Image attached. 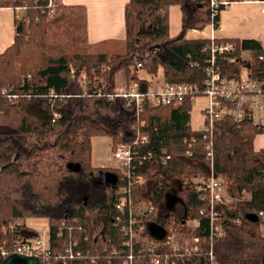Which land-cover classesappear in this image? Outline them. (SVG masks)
<instances>
[{"label": "trees", "instance_id": "1", "mask_svg": "<svg viewBox=\"0 0 264 264\" xmlns=\"http://www.w3.org/2000/svg\"><path fill=\"white\" fill-rule=\"evenodd\" d=\"M48 4L49 0H0V8L26 11L25 17L15 21L14 44L0 54V245L11 236L1 231L10 222L43 218L53 237L64 222L82 226L91 257L120 264L123 252L113 221L122 176L116 169L93 166L91 160L94 137L109 136L114 145L134 138L135 110L126 107L124 98H109L117 88V74L123 72L129 83L139 80L147 89L150 81L139 79L132 69L142 63L154 77L163 67L167 82L200 83L211 58L209 47L233 43L236 50L230 56L236 62L217 59L223 75L239 79L242 69L248 68L251 78L263 81L264 48L256 40H187L189 30H204L211 24L219 27L224 8L215 15L211 0H130L125 7L126 50L97 53L88 40L87 7L60 3L51 17ZM174 5L182 10V30L171 37L169 11ZM241 51H250L252 61H242ZM83 76L90 83L86 88L81 85ZM94 87L104 95L93 94ZM12 95L19 98L12 102ZM192 104L186 99L180 107L144 112L151 143L141 149L152 150L155 156L142 170L146 182L137 188V197L153 201L157 213L150 224L167 234L174 214L164 210V200L175 184L185 216L173 220L183 224L193 209L194 219L201 223L199 235H208L209 222L201 217L206 206L195 191L184 186L186 179L209 172L205 142L190 126ZM226 104L230 108L235 103ZM262 133L264 127L249 114L240 121L224 115L215 124L214 169L229 181L230 196L239 200L231 208L224 207L226 233L215 242L220 264H264L260 217L264 212V150L254 147L256 136ZM192 135L199 141L194 157L187 158L183 139ZM163 149L173 157L167 166L158 158ZM245 193L250 199L245 200ZM249 214L258 220H248ZM238 219L241 224L236 223ZM205 255L204 248L186 264H205ZM136 264H151L150 255L141 254Z\"/></svg>", "mask_w": 264, "mask_h": 264}, {"label": "built area", "instance_id": "2", "mask_svg": "<svg viewBox=\"0 0 264 264\" xmlns=\"http://www.w3.org/2000/svg\"><path fill=\"white\" fill-rule=\"evenodd\" d=\"M60 3V0H49L48 11L51 17L54 16ZM230 3V0H211L212 12L216 15L221 7L225 9ZM209 50L211 58L207 60L206 74L200 83L167 81L160 83L156 77V87H153L150 82V86L143 89L140 82L135 80L131 86L115 89V92L109 95L111 100L124 98L126 107L134 109L137 115L132 141L119 142L113 146L114 157L117 160L115 169L120 172L123 180L120 198L116 205L118 214L113 221L114 228L120 234L119 244L123 252L120 264H136L137 261H141V254L150 255L152 264H186L193 259L194 254L200 253L204 248L207 258L205 264H220L216 256L215 242L225 235L223 212L224 207L228 206V193L227 184L225 185L216 175L214 169L212 136L217 120L224 115L240 121L249 114L255 124L264 127V80L251 78L248 68L242 69L239 79L223 75L217 59L235 63L236 57L230 56V53L236 50L235 44H213ZM261 59L264 60V57ZM132 69L140 73L144 66L142 63H137ZM139 79L142 78L139 77ZM89 84V80L83 76L81 85L86 88ZM93 94L102 96L104 92L102 89H97L93 91ZM199 97L207 100L203 111V128L198 133L201 140L205 142V161L209 165V172L206 176L186 180L187 183L191 181L194 183V180L198 179L195 182V192L199 195L200 202L206 206L201 211V217L209 222L208 235H199L200 220L193 219L191 224L189 218L184 222L188 225L187 230L193 235L191 239L179 241L173 234L175 232L171 230L162 238H158L150 230V223L153 222L157 213L155 204L152 200L137 197V188L146 182L142 170L155 156L152 150L143 152L141 149L142 146L151 143V136L145 129L147 122L144 119L146 114L144 112L146 109L163 106L180 107L186 99L194 102ZM18 98L19 95L10 96L12 102ZM228 102L235 104L228 108L226 104ZM55 117L57 118L58 115ZM198 141L197 135L183 139L187 158L194 157L193 149ZM158 158L163 166H167L173 159L166 149L161 151ZM260 217L264 220V212H260ZM236 223L241 224V221L238 219ZM9 231L18 238L11 244L0 245L2 259L18 254L38 258L40 264H115L112 260L103 262L99 258L91 257V251L86 244L88 236L81 235L82 226L67 225L64 222L54 237L51 236L49 226L45 227L43 234L21 223L7 226L3 233L7 235ZM203 231L206 232V230Z\"/></svg>", "mask_w": 264, "mask_h": 264}, {"label": "crops", "instance_id": "3", "mask_svg": "<svg viewBox=\"0 0 264 264\" xmlns=\"http://www.w3.org/2000/svg\"><path fill=\"white\" fill-rule=\"evenodd\" d=\"M60 2L65 5L87 7L88 40L97 53L111 55L126 50L125 7L130 0H60ZM25 15L24 9L0 8V54L14 44L17 35L15 21L18 16L25 17ZM169 20L170 35L175 37L182 30L180 6L170 7ZM186 39L256 40L264 48V0L231 2L221 11L218 28L207 25L204 30H189ZM204 109L205 107L202 111ZM254 147L256 151L264 150V133L256 136ZM247 199H250V196Z\"/></svg>", "mask_w": 264, "mask_h": 264}, {"label": "rangeland", "instance_id": "4", "mask_svg": "<svg viewBox=\"0 0 264 264\" xmlns=\"http://www.w3.org/2000/svg\"><path fill=\"white\" fill-rule=\"evenodd\" d=\"M94 51L97 52L96 50H94ZM116 54H118V53H116ZM240 57L242 58V61H245V62L252 61V55L250 53L241 51ZM174 60H172V63H175ZM143 70H144V72L139 73V77L147 79L148 81H150L153 87H156V85H155V83L157 82L156 77L158 78V80L160 82L166 81V79H164V72H163L164 69L162 67H160L158 73L155 74L156 77L148 74L147 73L148 70L147 71H146V69H143ZM134 82L135 81H132L131 83H129V81L126 79L125 75L123 74V72H119L116 76V84H117L116 89H118L120 87L127 88V87L131 86ZM206 104H207V100L204 97H199V98L195 99V101L192 104L190 126L194 131H201L203 128V111H202V109L206 106ZM113 146H114L113 140L109 136H96V137H94L92 140V158H91L93 166L112 168L115 170V167L117 166V160L114 157ZM219 177H220V179H222V181L224 182L225 185L227 184L226 185V188H227L229 181L226 180V178H224L222 176H219ZM191 180H193V179H191ZM194 181L197 182L198 179H196ZM195 182L193 183L191 181V182L187 183V180H186L184 182V186L186 188H188L189 190L194 192L195 191ZM176 187H177V185H176ZM176 187L174 184L173 188L175 189ZM227 193H228V190H227ZM244 198H245V200H247V198H249V194L245 193ZM164 202H165L164 203V210L168 214H174L170 210L171 207L167 206L166 201H164ZM237 202H239V200L236 198H232L230 196V194L228 193V201H227L228 206L227 207L228 208L233 207V205ZM173 203H175V201ZM165 211H163L162 213H164ZM184 214H185L184 213V207L181 206L180 211L179 212L176 211L173 218L174 219H175V217L177 219L179 217L183 218L185 216ZM194 217H195V210L190 209L189 210V218L190 219L189 218L188 219L191 221L190 222L191 224L193 223L192 220L194 219ZM173 218L171 219L172 223L170 225L169 230L175 232L173 234H175L176 239L179 241H187V240L191 239L193 237V235L187 230L188 225L184 222V220H183L184 223L182 224L181 221H179L177 223L175 220H173ZM18 223H21L23 226L30 227L31 229L36 230L40 234H43L45 227L48 226V221L46 219H43V218L14 220V221H12V223L11 222L9 223V226L11 224L18 225ZM4 229H7V227H3L1 229L2 235H3ZM263 230H264V220H263ZM10 234H11V236L9 237V239L5 238L2 240L3 243L11 244L13 241H15L18 238L16 235H12L11 232H10ZM4 236H6V235L4 234Z\"/></svg>", "mask_w": 264, "mask_h": 264}, {"label": "water", "instance_id": "5", "mask_svg": "<svg viewBox=\"0 0 264 264\" xmlns=\"http://www.w3.org/2000/svg\"><path fill=\"white\" fill-rule=\"evenodd\" d=\"M169 202L172 205L173 202L171 200ZM247 219L250 221H257L258 216L255 214H249L247 215ZM150 230L151 233L153 235H157L158 238H162L164 235H166V231L157 225H151ZM0 264H40V261L38 258L35 257H27L23 255L13 254L6 259H2L0 257Z\"/></svg>", "mask_w": 264, "mask_h": 264}, {"label": "flooded vegetation", "instance_id": "6", "mask_svg": "<svg viewBox=\"0 0 264 264\" xmlns=\"http://www.w3.org/2000/svg\"><path fill=\"white\" fill-rule=\"evenodd\" d=\"M171 192V193H170ZM170 194L166 197V199L164 200V201H166V204H167V206L168 207H171L170 208V210L172 211V213H176V211L177 212H179L180 211V207L182 206L183 207V205L181 204V202L178 200V198H177V195H176V191H175V189H172V190H170ZM172 201V202H174L175 201V203H172V205H171V203L169 202V201ZM165 203V202H164ZM176 206V207H175ZM167 207V208H168ZM169 209V208H168Z\"/></svg>", "mask_w": 264, "mask_h": 264}, {"label": "bare ground", "instance_id": "7", "mask_svg": "<svg viewBox=\"0 0 264 264\" xmlns=\"http://www.w3.org/2000/svg\"><path fill=\"white\" fill-rule=\"evenodd\" d=\"M136 55H137V54H136ZM106 79H107V78H106ZM107 81H108V80H107ZM199 81H200V80H199ZM94 88H95L94 90H96L97 87H94ZM53 91H54V90H53ZM49 94H50V93H49ZM80 94H81V93H80ZM62 97H63V96H62ZM24 98H25V97H24ZM22 99H23V98H22ZM66 102H67V101H66ZM64 103H65V102H64ZM181 142H182V141H181ZM181 144H182V143H181ZM181 144H180V145H181ZM164 147H165V146H164ZM179 147H180V146H179ZM179 147H177V148H179ZM183 148H184V147H183ZM183 148H181V149L184 150ZM199 149H200V148H199ZM199 149H198V150H199ZM170 151H171V150H170ZM202 151H203V150H202ZM184 152H185V151H184ZM198 152H199V151H198ZM170 153H171V152H170ZM215 153H216V152H215ZM203 154H204V152H203ZM184 155H185V153H184ZM198 155H199V154H198ZM173 162H174V161H173ZM208 167H209V166H208ZM172 188H173V187H172ZM139 196H140V195H139ZM139 196H138V197H139ZM139 198H143V197L140 196ZM145 199H146V198H145ZM115 208H116V207H115ZM116 213H117V212H116ZM115 216H116V215H115ZM115 216H114V217H115ZM11 223H12V222H11ZM24 223H25V222H24ZM81 225H82V224H81ZM8 226H9V225H8ZM183 228H184V227H183ZM113 229H114V228H113ZM114 230H115V229H114ZM261 233H262V232H261ZM118 240H119V239H118ZM118 242H119V241H118ZM113 244H114V243H113Z\"/></svg>", "mask_w": 264, "mask_h": 264}]
</instances>
